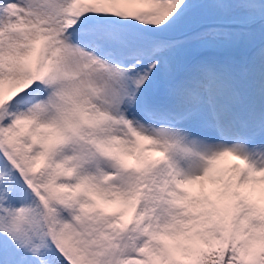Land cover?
I'll return each instance as SVG.
<instances>
[{"label":"snow or ice","instance_id":"obj_1","mask_svg":"<svg viewBox=\"0 0 264 264\" xmlns=\"http://www.w3.org/2000/svg\"><path fill=\"white\" fill-rule=\"evenodd\" d=\"M0 264H264V0H0Z\"/></svg>","mask_w":264,"mask_h":264},{"label":"trees","instance_id":"obj_2","mask_svg":"<svg viewBox=\"0 0 264 264\" xmlns=\"http://www.w3.org/2000/svg\"><path fill=\"white\" fill-rule=\"evenodd\" d=\"M234 55H235V57H240L242 55V53L236 52Z\"/></svg>","mask_w":264,"mask_h":264},{"label":"rangeland","instance_id":"obj_3","mask_svg":"<svg viewBox=\"0 0 264 264\" xmlns=\"http://www.w3.org/2000/svg\"><path fill=\"white\" fill-rule=\"evenodd\" d=\"M236 52L232 53V55H234ZM240 53V52H239ZM235 56V55H234ZM237 59H239L240 57H236Z\"/></svg>","mask_w":264,"mask_h":264}]
</instances>
